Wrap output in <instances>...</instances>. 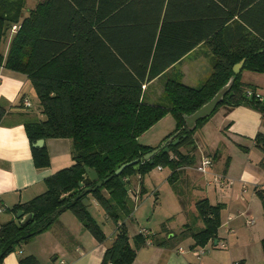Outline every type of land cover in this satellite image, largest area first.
Here are the masks:
<instances>
[{
	"label": "trees",
	"instance_id": "obj_1",
	"mask_svg": "<svg viewBox=\"0 0 264 264\" xmlns=\"http://www.w3.org/2000/svg\"><path fill=\"white\" fill-rule=\"evenodd\" d=\"M13 24H18L15 33L10 32ZM7 32L12 38L7 54L0 50V66L24 74L38 99L40 115L23 121L34 165L46 168L50 163L45 146H33L41 138H71L73 164L46 177L41 194L9 209L13 215L23 211L33 218L25 224L21 218L0 222V264L7 254L50 228L65 210L103 242V230L81 202L85 197H93L116 225L101 264H130L137 248L148 238L154 243L155 238L138 232L130 244L123 222L133 212L129 182L138 176L140 194H144V175L153 167L167 165L171 168L167 179L173 184L184 167L195 163V131L220 106L246 105L264 117V103L246 95L248 89L255 93V86L241 80L243 70L264 74V0H0V47ZM202 42L211 56L209 76L199 86L168 78L163 90L169 104L146 102L145 82ZM242 59L223 101L194 129L187 128L183 115L210 100ZM167 114L175 120L174 129L159 145L142 143L140 137ZM6 115L8 108L0 102V122ZM176 132L178 141L168 142V151H163L164 146L145 158ZM254 144L264 150V134L258 133ZM84 166L98 177L88 186L79 185L86 176ZM98 181H102L100 187L88 189ZM255 193L264 212V187ZM223 208L224 204H212L206 197L195 202L203 226L191 232L192 248L217 239ZM20 264L39 263L28 256Z\"/></svg>",
	"mask_w": 264,
	"mask_h": 264
},
{
	"label": "crops",
	"instance_id": "obj_2",
	"mask_svg": "<svg viewBox=\"0 0 264 264\" xmlns=\"http://www.w3.org/2000/svg\"><path fill=\"white\" fill-rule=\"evenodd\" d=\"M210 58L207 45L203 42L198 44L163 73L145 82L143 99L149 103H158L162 100L165 96L164 83L168 78L178 79L188 86H199L211 73ZM247 72L248 75L242 74V81H247L245 78L250 80L249 73L253 74L251 84L255 86L256 92L264 96L259 91V88L264 89V74ZM27 83L28 79L24 74L0 66V102L8 108V115L0 122V207L4 208L0 211V222L16 219L9 210L11 207L41 194L45 190L44 179L46 177L73 164L71 138H46L43 145L49 156V166L35 167L31 145L23 124L24 119L30 117L29 114L33 112L31 110L33 105L28 108L23 105V101L20 102L22 96L28 99L25 92ZM19 103L21 107H18ZM163 118L148 130L160 124L165 126H161L164 134L158 144L153 146L159 145L175 127L173 118L167 123H163ZM258 133L264 134V117L259 110L246 105L232 108L227 105L222 106L195 131L193 135L197 147L195 163L183 168L180 171L183 174H179L177 180L182 176L189 182L193 181L194 185L191 190L198 195V198L192 200L188 207L180 208L179 206V212L184 214V217L181 218L178 228L164 224V232L158 231V234V232L150 231L152 235L154 234V243H146L138 247L135 258L130 264H196L198 260L194 252L196 249L192 248L191 232L194 231L193 228L198 230L203 226L202 219L199 218L195 209V202L203 197H206L212 204H224V208L221 210V225L217 239L202 247L205 249L201 257L202 264L224 263L221 253L213 249L221 244H227V238L221 237L222 233H229L230 238L233 235L240 238L239 234L246 227L248 228L246 238L249 241L254 239L256 222L263 218L262 223H264V212L255 193L256 188L264 187V165L262 164L264 150L255 146L253 140ZM242 147L250 155L249 161L229 172L227 167H230L233 159L231 158L229 163L225 156L226 153H232L233 150L238 152L242 150ZM202 156L212 159L210 173L207 175H201L195 169ZM214 174H221L226 179L232 180V184L219 185L212 180ZM134 178L138 182V176ZM140 190L132 189L130 192L128 189V194L131 195L130 201L134 205L141 202L133 209L131 217L123 221L128 229L131 245H133L132 237L136 232L134 234L129 232L127 220H141L138 212L145 204L142 201L147 189L144 194H140ZM180 199V196L175 195V204ZM89 201V205L95 204L99 207L93 197H90ZM90 214L106 236L103 242H98L87 229L86 224L78 220L70 210H65L60 213L58 220L50 228L7 254L2 263L20 264L22 258L33 256L39 264H101L106 248L113 241L116 225L104 213V218L100 219L101 222L96 218L97 214ZM250 219L253 223L247 222ZM261 226L260 223L258 228ZM186 228L190 230L181 235L178 234ZM140 229L148 230V228L140 227L137 233ZM174 233L178 234L177 237L170 238ZM184 241H186V247L182 246ZM244 257L245 260L238 264H248L247 256Z\"/></svg>",
	"mask_w": 264,
	"mask_h": 264
},
{
	"label": "rangeland",
	"instance_id": "obj_3",
	"mask_svg": "<svg viewBox=\"0 0 264 264\" xmlns=\"http://www.w3.org/2000/svg\"><path fill=\"white\" fill-rule=\"evenodd\" d=\"M31 5H34V3L31 2ZM11 38L12 35L9 32H7L4 39L1 42L0 50L4 55H6L8 52ZM247 71L248 70H243L242 74L244 73V75H248ZM249 74L251 81L245 78L247 81L243 80L244 84H251L252 82L251 75L253 74L251 73ZM241 80H242V75H241ZM26 87H27L25 89L26 96L32 102L33 105V107H31L32 108L31 110L33 112L29 115L30 117L31 116L35 117L36 114L40 115L38 108L39 107L38 99L34 89L32 88L30 81H28ZM259 91H261V93L264 94V89L259 88ZM158 103L162 105H168L169 103L167 96L165 95L162 100L158 101ZM221 107L222 106H220L218 109H220ZM172 118L173 117L171 114L165 116L163 118L164 119L163 123H167ZM161 126L165 127L163 124H160L159 126H156L150 131H148L147 133L145 132L140 137V141L142 143H146L150 145L158 144L162 134H164L162 133L163 129ZM249 142L251 143V141ZM243 150L244 147H242V150H239L238 152H236V150H233L232 153H228V154L226 153L225 156L228 159L229 163L231 161V158L233 159V161H231L230 163V167H227V170L229 172H231L232 170H236L238 165L246 161H249L250 155L245 150L243 152ZM158 167L159 166L153 167L143 177L144 189H147L146 196L142 201V203L145 204L143 206V209L141 208V210L138 212L141 220H127V225L130 233L134 234L136 232L137 234V229H139L140 227L148 228V230L151 231L152 233L155 232L157 233L158 231H160L161 233L164 232V229H162L163 224L172 228H176V227L178 228L180 226L178 224L180 223L181 218L184 217V214H181L179 212V209L185 206L188 207L192 200H196V198H198V195H195L194 192L191 190L193 189V185H194L193 181L189 182L188 180L184 179L181 176L178 180H176L173 184H171V182H169L167 179L169 174L171 173V168L167 165L162 166L163 167L162 169H158ZM179 174L182 175L183 172H180ZM138 187L139 185L135 180V178H133L128 184V189H137ZM154 191L157 192L154 193ZM175 195L181 197V201H178L177 204H175L176 203ZM130 197L131 195L128 194L129 200ZM140 204L141 202L140 203L137 202L134 205V203L131 202L133 209H135ZM87 209L89 213H94L95 215L97 214L96 218H98L99 221L101 218H104L103 212L101 211L100 207L96 206L95 204L88 205ZM262 219L263 218H260L256 222V226H254V239H252L251 241H249V239L246 238V234L248 232L247 230L248 228L246 227L242 229L244 231H241V233L242 232L244 233H242V235L241 233L239 234L240 238L236 237L235 235L231 236L230 238L229 233L227 234L222 233L223 236L220 235L221 237L227 238V244L224 242L225 246H218L213 249H217L216 251H219L221 253L220 255L223 257V262H224L222 264L242 263L245 260L244 256H247L248 264H264V247L262 246V239L264 237V227H263L264 223H262ZM260 223L262 224V226L261 228L260 227L258 228ZM193 230L196 231L197 229L193 228ZM185 243L186 241H184V245L182 246L186 247L187 244ZM208 249L210 251L212 250L211 247H209Z\"/></svg>",
	"mask_w": 264,
	"mask_h": 264
},
{
	"label": "water",
	"instance_id": "obj_4",
	"mask_svg": "<svg viewBox=\"0 0 264 264\" xmlns=\"http://www.w3.org/2000/svg\"><path fill=\"white\" fill-rule=\"evenodd\" d=\"M9 25V22H5L4 26H3V33L6 32L7 27ZM244 63V59H242L240 62L236 63L233 65L232 67V72L233 75L229 78V80L227 81V83L222 86L212 97L210 100H208L206 103H204L201 107H199L196 111H194L193 113L189 114V115H183L185 122H186V126L187 128H189L190 130L194 129L196 123L198 120L202 119V118H206L208 116H210L212 114V112L215 110V108L217 107V105L223 101L224 96L226 95V93L231 89V86L233 84L234 78L236 76V74H238L242 68V65ZM231 96L228 95L227 98L229 99ZM178 135V132H176L175 134H173L172 136H170L168 139H166L157 149H154L151 153H149L148 155L145 156L146 159L150 158L151 156H153L154 154H156L159 150L163 148V151H168V147L166 146L168 144V142H170L171 140L174 139L173 144L177 143L178 139L176 138V136ZM44 139H38L33 146L34 147H41L43 145ZM131 164V163H128ZM126 165H122L118 170H116V173L118 174L119 172H121V170L127 166ZM85 172H86V176L85 178L80 182V186H88L90 185L92 182L97 181V174L96 171L93 169L88 168L87 166H84ZM121 183L124 185L125 181L121 180ZM102 185V181H98L95 184V187L93 188H88L89 190H95V188H98ZM82 204L85 206H88L90 204V201L88 200L87 197L82 198L81 200ZM15 217L17 219H20V222L22 224H25L26 222L30 221L33 216L32 214H24L23 211H18L17 214L15 215ZM85 224V222H84Z\"/></svg>",
	"mask_w": 264,
	"mask_h": 264
},
{
	"label": "built area",
	"instance_id": "obj_5",
	"mask_svg": "<svg viewBox=\"0 0 264 264\" xmlns=\"http://www.w3.org/2000/svg\"><path fill=\"white\" fill-rule=\"evenodd\" d=\"M18 29V24H13L10 27V32L11 33H15V31ZM144 88V86H143ZM246 95L247 97H251L252 95H254L256 97V99L262 103H264V96L259 94L258 92H253L252 90L248 89L246 91ZM23 105L25 107L30 108L32 106L31 102L28 99H24L23 100ZM212 166V159L208 156H202L199 163L195 166V169L197 172L201 173L202 175H207L210 173V168ZM186 168V167H184ZM158 169H162V167H158ZM212 180L216 183H218L219 185H223V184H232V180L230 179H226L224 176H222L221 174H214ZM139 189V188H137ZM134 190V189H133ZM132 191V189H130V192ZM4 208L2 209L0 207V211H3ZM248 223H253V220L250 219L247 221ZM139 232L146 237H149L151 232L147 229H140ZM147 243H152V241L150 240V238H148ZM220 246H225L223 244H221ZM195 252V256L196 259L198 260L196 264H202L201 263V257L202 255L205 253V249L202 247H198L196 248Z\"/></svg>",
	"mask_w": 264,
	"mask_h": 264
}]
</instances>
